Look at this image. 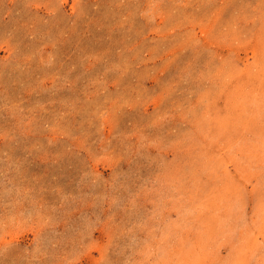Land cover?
Segmentation results:
<instances>
[{"label": "rangeland", "instance_id": "1", "mask_svg": "<svg viewBox=\"0 0 264 264\" xmlns=\"http://www.w3.org/2000/svg\"><path fill=\"white\" fill-rule=\"evenodd\" d=\"M0 264H264V0H0Z\"/></svg>", "mask_w": 264, "mask_h": 264}, {"label": "bare ground", "instance_id": "2", "mask_svg": "<svg viewBox=\"0 0 264 264\" xmlns=\"http://www.w3.org/2000/svg\"><path fill=\"white\" fill-rule=\"evenodd\" d=\"M34 13V12H33ZM99 37V36H98ZM49 44V43H48ZM106 63V62H105ZM226 64V63H225ZM126 70V69H125ZM21 137V136H20Z\"/></svg>", "mask_w": 264, "mask_h": 264}]
</instances>
